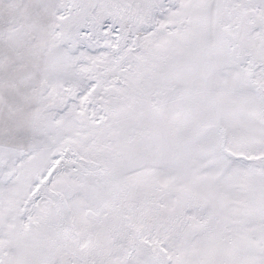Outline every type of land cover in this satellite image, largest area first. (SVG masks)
Returning <instances> with one entry per match:
<instances>
[{
	"label": "snow or ice",
	"instance_id": "snow-or-ice-1",
	"mask_svg": "<svg viewBox=\"0 0 264 264\" xmlns=\"http://www.w3.org/2000/svg\"><path fill=\"white\" fill-rule=\"evenodd\" d=\"M0 264H264V0H0Z\"/></svg>",
	"mask_w": 264,
	"mask_h": 264
}]
</instances>
